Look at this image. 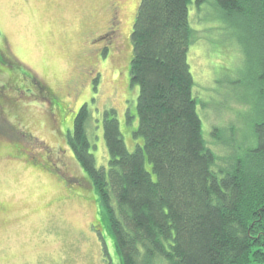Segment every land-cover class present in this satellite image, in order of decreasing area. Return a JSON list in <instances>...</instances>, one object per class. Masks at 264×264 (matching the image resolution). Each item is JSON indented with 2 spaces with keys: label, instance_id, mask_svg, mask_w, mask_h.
Returning <instances> with one entry per match:
<instances>
[{
  "label": "rangeland",
  "instance_id": "374dc122",
  "mask_svg": "<svg viewBox=\"0 0 264 264\" xmlns=\"http://www.w3.org/2000/svg\"><path fill=\"white\" fill-rule=\"evenodd\" d=\"M139 5L140 0H0V264H121L95 189L67 137L76 109L86 104L99 166L109 161L101 124L112 109L128 148L135 149L132 140L140 143L134 135L139 87L130 80V34ZM213 7H195L190 16L203 130L209 138L214 127L235 124L241 140L251 104L239 100L247 94L238 88L242 84L234 83L239 90L233 91L229 81L241 80L248 66L235 46L237 36L227 32ZM108 23L112 30L97 38ZM109 43L112 48L101 53ZM50 89L63 96L56 101ZM98 218L107 254L94 233Z\"/></svg>",
  "mask_w": 264,
  "mask_h": 264
},
{
  "label": "trees",
  "instance_id": "16d2710c",
  "mask_svg": "<svg viewBox=\"0 0 264 264\" xmlns=\"http://www.w3.org/2000/svg\"><path fill=\"white\" fill-rule=\"evenodd\" d=\"M209 3L237 36L248 66L241 80L229 81L233 91L247 92L239 100L251 104L241 140L235 124L214 127L209 138L203 130L190 16ZM132 28L130 80L139 87L134 135L140 143L132 140L135 149L128 148L112 109L101 124L109 161L99 166L86 104L71 117L67 137L100 201L103 221L93 228L105 254L102 222L121 264H264V0H140ZM51 93L57 99L64 92ZM57 103L63 113L64 100Z\"/></svg>",
  "mask_w": 264,
  "mask_h": 264
},
{
  "label": "flooded vegetation",
  "instance_id": "af4514ba",
  "mask_svg": "<svg viewBox=\"0 0 264 264\" xmlns=\"http://www.w3.org/2000/svg\"><path fill=\"white\" fill-rule=\"evenodd\" d=\"M115 9V8H114ZM115 11H116V9H115ZM118 11V10H117ZM110 30H112V26H111V23L109 24L108 23V25H107V27L105 28V30H104V32H102V33H98L97 35H96V37L97 38H100L103 34H109V33H107V32H109ZM119 30H117L116 32H118ZM116 32H115V34H116ZM112 46H113V44H111V43H109V46H107V45H105L103 48H101L100 49V52L101 53H104L105 52V50H109L110 48H112ZM104 48H105V50H104ZM61 91V90H60ZM51 92H52V90H51ZM62 92V91H61ZM56 100V99H55ZM1 101H2V103H6V101L4 102L3 101V97L1 98ZM57 101V100H56ZM12 103H14V102H12Z\"/></svg>",
  "mask_w": 264,
  "mask_h": 264
}]
</instances>
